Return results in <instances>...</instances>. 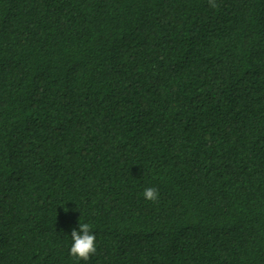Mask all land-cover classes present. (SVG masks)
Returning a JSON list of instances; mask_svg holds the SVG:
<instances>
[{
    "label": "trees",
    "instance_id": "obj_1",
    "mask_svg": "<svg viewBox=\"0 0 264 264\" xmlns=\"http://www.w3.org/2000/svg\"><path fill=\"white\" fill-rule=\"evenodd\" d=\"M216 4L0 0V264H264V0Z\"/></svg>",
    "mask_w": 264,
    "mask_h": 264
},
{
    "label": "clouds",
    "instance_id": "obj_2",
    "mask_svg": "<svg viewBox=\"0 0 264 264\" xmlns=\"http://www.w3.org/2000/svg\"><path fill=\"white\" fill-rule=\"evenodd\" d=\"M210 7H217L216 0H209ZM143 198L148 201H156L158 199V190L154 187L144 189ZM71 244L69 255L77 260H89L90 256L96 253V237L91 232L88 223H79V230L73 229L71 232Z\"/></svg>",
    "mask_w": 264,
    "mask_h": 264
}]
</instances>
